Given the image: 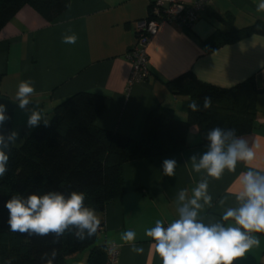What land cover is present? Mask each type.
I'll return each mask as SVG.
<instances>
[{"label": "crops", "instance_id": "obj_1", "mask_svg": "<svg viewBox=\"0 0 264 264\" xmlns=\"http://www.w3.org/2000/svg\"><path fill=\"white\" fill-rule=\"evenodd\" d=\"M157 0H70L68 8L48 23L30 6L22 7L0 30V104L11 115L12 130L19 133L18 146L34 128L27 119L38 104L43 118L50 121L53 108L65 98L82 91L111 97L95 119L99 128L138 139L148 112L157 105L173 109L175 117L186 119L188 105L195 99L172 93L166 82L191 71L198 79L220 87H230L252 76L261 79L264 70V36L252 35L208 51L205 40L222 22L211 14H230L233 25L243 28L256 21L264 22L258 12L261 0H211L207 10L191 26L162 22L146 48L149 75L144 81L128 85L131 63L127 52L136 42V21L146 18ZM189 5L192 0H174ZM165 3L164 6H167ZM75 34L74 44L63 42L65 35ZM33 82L34 103L21 110L16 92L21 81ZM197 102V101H196ZM40 124L43 123V119ZM249 144L261 143L253 169L264 168V94L256 99V115L251 132L240 135ZM207 150L200 144L198 128L189 127L187 146L175 153L137 159L122 166L124 193L106 204L101 218L100 240L117 246L115 264H162L151 249L152 240L145 235L156 220L167 223L177 217L178 193L192 190L202 179H208L212 205L204 206L199 218L206 224L222 222L223 212L236 207V177L247 170L242 163L236 172H225L219 179L207 177L192 169V155ZM175 159V176L163 174L162 162ZM225 200L221 205L219 201ZM126 230L136 233L135 243L144 252L136 254L121 239ZM260 245L254 247L236 264H264V235H257ZM81 252L68 257L65 264H85ZM80 258V261H79Z\"/></svg>", "mask_w": 264, "mask_h": 264}, {"label": "trees", "instance_id": "obj_2", "mask_svg": "<svg viewBox=\"0 0 264 264\" xmlns=\"http://www.w3.org/2000/svg\"><path fill=\"white\" fill-rule=\"evenodd\" d=\"M69 3L70 0H0V30L24 6H30L44 21L51 23ZM206 10L207 6L201 15ZM211 16L225 28H217L205 40L208 51L252 35L264 36L262 21L236 28L230 14ZM166 86L172 93L189 96L198 103H202L204 96H210L211 107L196 113L188 108L186 119L182 120L175 117L172 108L157 105L146 115L140 137L131 139L95 125L110 96L82 91L53 108L48 127L39 124L20 145H10L8 171L0 178V264L8 261L45 264L43 254L53 249L57 252L54 264H65L68 257L83 251H87L85 264H105L106 244L99 242L100 229L96 235L83 240L72 234L75 229H69L59 243H54V234L12 232L7 224L9 214L5 202L16 195L26 197L31 193L43 195L57 191L67 197L72 191H78L85 194L86 206L95 209L96 214L102 213L106 204L124 193L122 166L126 162L183 150L191 125L197 126L202 145L208 144L207 132L217 126L235 129L238 136L251 132L256 99L264 94V70L259 81L252 76L230 87L204 82L186 71L168 80ZM10 131L12 119L0 126V133L5 137Z\"/></svg>", "mask_w": 264, "mask_h": 264}, {"label": "clouds", "instance_id": "obj_3", "mask_svg": "<svg viewBox=\"0 0 264 264\" xmlns=\"http://www.w3.org/2000/svg\"><path fill=\"white\" fill-rule=\"evenodd\" d=\"M258 12H264V0L257 6ZM75 34L65 35L63 42L74 44ZM35 92L33 82L21 81L16 92L18 107L23 110L30 103V97ZM26 126L31 129L38 127L41 120L45 127L50 121L43 118V110L34 103ZM212 98L204 96L202 103L193 101L189 109L196 113L211 107ZM7 107L0 104V126L11 117L6 115ZM19 133L12 130L7 137L0 133V178L8 171L11 144H15ZM207 150L199 156L190 157L192 169L196 173L201 171L207 177L219 180L224 173L236 172L237 165L246 166L245 171L239 173L235 180L236 207H228L222 214V222L206 224L199 218L204 206L211 207L213 197L208 192V179H202L188 196L185 190L178 193L177 217L167 223L156 220L154 227L146 230L145 235L152 240L151 249L158 254L162 264H235L244 258L254 247L260 245V239L255 234H264V168L253 169V162L257 160V153L261 149L259 140L249 141L238 136L235 129H222L217 126L207 132ZM177 161L165 159L162 162L163 174L175 176ZM219 203L223 205L222 198ZM4 207L8 210L7 224L12 232L21 234L46 236L54 234V243H59L65 232L75 229L72 233L78 240L91 238L101 228V218L95 209L85 205V194L72 191L67 197L57 191L43 195L36 193L16 195L8 199ZM123 242L131 246V251L142 254L144 248L135 243L136 233L126 230L121 234ZM105 250L109 255L113 252L111 242ZM57 252L53 249L45 253L42 259L45 264H54ZM11 264V261L6 262Z\"/></svg>", "mask_w": 264, "mask_h": 264}, {"label": "built area", "instance_id": "obj_4", "mask_svg": "<svg viewBox=\"0 0 264 264\" xmlns=\"http://www.w3.org/2000/svg\"><path fill=\"white\" fill-rule=\"evenodd\" d=\"M210 2L211 0H192L189 5H185L174 0H157L151 6L148 16L136 21V42L126 54L131 63L128 85L148 78L146 48L159 25L162 22H176L182 26H191ZM165 3H168L167 6H164ZM112 246L114 250L111 255L106 251L105 264H115L117 261L118 249L116 245Z\"/></svg>", "mask_w": 264, "mask_h": 264}, {"label": "rangeland", "instance_id": "obj_5", "mask_svg": "<svg viewBox=\"0 0 264 264\" xmlns=\"http://www.w3.org/2000/svg\"><path fill=\"white\" fill-rule=\"evenodd\" d=\"M86 253H87V251H83V252H81V253L79 254L80 258L83 257V256H85ZM80 258H79V261H80Z\"/></svg>", "mask_w": 264, "mask_h": 264}]
</instances>
